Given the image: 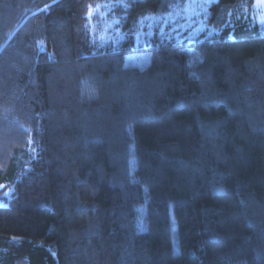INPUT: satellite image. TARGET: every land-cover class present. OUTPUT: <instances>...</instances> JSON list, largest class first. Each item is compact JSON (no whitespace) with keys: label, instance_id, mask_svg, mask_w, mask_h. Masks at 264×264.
<instances>
[{"label":"trees","instance_id":"trees-1","mask_svg":"<svg viewBox=\"0 0 264 264\" xmlns=\"http://www.w3.org/2000/svg\"><path fill=\"white\" fill-rule=\"evenodd\" d=\"M187 2L0 0V264H264L256 0L213 2L209 39L147 34Z\"/></svg>","mask_w":264,"mask_h":264},{"label":"rangeland","instance_id":"rangeland-1","mask_svg":"<svg viewBox=\"0 0 264 264\" xmlns=\"http://www.w3.org/2000/svg\"><path fill=\"white\" fill-rule=\"evenodd\" d=\"M206 3L205 0H188L182 7H176L170 14L164 17H149L146 21L147 34L158 32L166 39H191L198 37L209 39L219 34L218 31L208 27L206 23V11L216 2ZM113 4L96 6L90 15V25L94 39L102 46H116L123 38L117 29V20L112 15ZM248 15L259 24L264 31V3L256 0L255 5L247 10ZM253 21V20H252ZM129 65L146 67L150 63V53L136 54L128 58ZM6 195L10 198L11 189H7ZM5 206L7 203L0 202Z\"/></svg>","mask_w":264,"mask_h":264},{"label":"snow or ice","instance_id":"snow-or-ice-1","mask_svg":"<svg viewBox=\"0 0 264 264\" xmlns=\"http://www.w3.org/2000/svg\"><path fill=\"white\" fill-rule=\"evenodd\" d=\"M205 2H206V3H211L212 0H205ZM260 2H261V3H264V0H260ZM124 7H127V5H125ZM89 15H91V10H90V12H89ZM117 23H119V21H117ZM262 23H264V20H262ZM0 206H2V205H0Z\"/></svg>","mask_w":264,"mask_h":264}]
</instances>
